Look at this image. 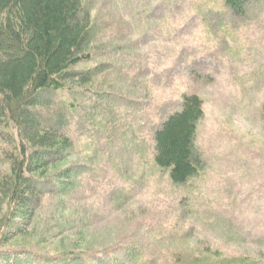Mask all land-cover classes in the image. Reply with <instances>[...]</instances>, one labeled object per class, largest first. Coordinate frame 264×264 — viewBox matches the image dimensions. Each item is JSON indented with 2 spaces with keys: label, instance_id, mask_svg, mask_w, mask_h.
<instances>
[{
  "label": "rangeland",
  "instance_id": "obj_1",
  "mask_svg": "<svg viewBox=\"0 0 264 264\" xmlns=\"http://www.w3.org/2000/svg\"><path fill=\"white\" fill-rule=\"evenodd\" d=\"M220 1L172 0L165 19L156 10L152 21L143 16L146 5L160 10L167 0H84L99 52L91 65H105L101 84L41 95L50 110L76 105L74 154L46 173L75 165V183L44 197L32 222L1 249L17 250L25 264H60L65 252L108 264L122 247L159 241L172 248L183 234L187 249L264 264V0L242 19ZM182 94L203 101L195 137L203 164L175 186L151 163V136ZM46 115L40 122L49 124ZM71 219L76 228L52 229Z\"/></svg>",
  "mask_w": 264,
  "mask_h": 264
},
{
  "label": "trees",
  "instance_id": "obj_2",
  "mask_svg": "<svg viewBox=\"0 0 264 264\" xmlns=\"http://www.w3.org/2000/svg\"><path fill=\"white\" fill-rule=\"evenodd\" d=\"M262 1L220 2L232 17L242 19L263 6ZM171 2L160 3V10L146 5L143 16L156 21L152 12L157 10L161 14L159 21H163L164 10ZM93 28L91 9L84 0H0V245L10 241L9 234L18 236L21 228L32 222L44 197L64 195L75 183V165L46 173L74 154L70 127L76 105L63 103V107L59 104L50 110L41 95L89 92L94 84H101L97 79L104 73V63L91 65L99 54L92 49ZM181 100L179 109L162 119L151 136V163L165 171L175 186L185 185L202 168L195 136L203 118V101L197 95H183ZM42 112L47 113L49 124L40 122ZM76 227V221L71 219L52 229L63 232ZM182 236L177 237V245L172 248L159 241L146 247H122V257H110L108 264L259 263L258 259L242 256L227 259L206 247L187 249L181 245ZM10 250L0 248L3 262L25 264L21 256H15L17 250ZM27 250L22 247L20 251L28 253ZM89 258L83 253L65 252L59 255L58 262L100 264Z\"/></svg>",
  "mask_w": 264,
  "mask_h": 264
}]
</instances>
